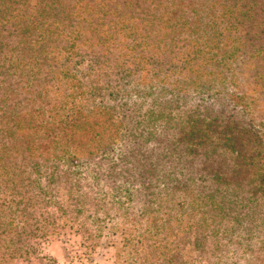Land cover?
<instances>
[{
	"label": "rangeland",
	"instance_id": "rangeland-1",
	"mask_svg": "<svg viewBox=\"0 0 264 264\" xmlns=\"http://www.w3.org/2000/svg\"><path fill=\"white\" fill-rule=\"evenodd\" d=\"M133 1L120 43L75 18L52 64L0 28V264H264V0ZM223 82L240 148L255 125L192 92Z\"/></svg>",
	"mask_w": 264,
	"mask_h": 264
},
{
	"label": "trees",
	"instance_id": "trees-1",
	"mask_svg": "<svg viewBox=\"0 0 264 264\" xmlns=\"http://www.w3.org/2000/svg\"><path fill=\"white\" fill-rule=\"evenodd\" d=\"M155 5L160 6L164 0H155ZM173 3H178L180 0H172ZM133 0H0V28L5 29L3 24H8L14 29V37H17L16 47L19 49V59L34 57V60H38L39 63L42 61L46 64H52L56 58L55 48L60 47L58 54L68 56L73 46L70 44H63L66 39L70 37L81 36L80 32L74 27L72 30L69 29L71 23L69 21L83 20L92 24L93 33L90 38H81L78 46L84 47L85 44H89L92 38H95V42L91 45H108L110 41L117 43L121 42V38H117L119 31L117 29L107 30V26L118 25L122 21H126L129 14L121 12L119 7L130 4ZM212 5L214 3H211ZM165 14H163V17ZM62 43V44H58ZM118 46V45H117ZM88 48V45H87ZM199 48L197 47V50ZM204 49V48H203ZM197 50L190 52L191 57L184 60L185 63H194L197 58ZM203 52L206 50H202ZM200 51H198L199 53ZM66 54V55H65ZM40 57H39V56ZM141 54L140 56H144ZM196 55V56H195ZM199 57L203 55L198 54ZM206 59H208L206 57ZM210 60V59H208ZM204 60H202L203 62ZM206 62V61H205ZM204 62V63H205ZM170 65L171 62L166 61ZM179 65L176 66V68ZM178 70V69H173ZM170 70L166 69V72ZM210 73L212 72L209 71ZM241 71H234L231 75V79L236 75H242ZM236 81V80H235ZM244 81H241L243 83ZM232 84V83H231ZM228 82H223L219 87H213L207 85L202 87H193L192 92L195 96L199 97L200 100L209 98L208 101L213 103L215 101H221L219 107L224 116L220 118L230 119L231 114L228 113V108L236 109L246 120L254 124L248 131L242 130V133L231 134L233 136V143L238 144L239 148L242 143L246 144L251 138L255 142L253 135L258 136L259 129L256 127L255 118L252 114L251 108L248 106L244 98L246 97L244 90H235L234 86H230ZM238 85L240 84L237 83ZM246 84V83H244ZM164 92L166 87H163ZM173 96H183L188 94L183 88H174ZM191 95V94H190ZM194 96L191 95V99ZM206 101V102H208ZM212 104H209V106ZM214 106V105H212ZM215 107V106H214ZM237 118L234 123L241 125V120ZM254 130V131H253ZM237 149V155L235 156L238 161L244 156V153ZM241 153V154H239ZM237 167H242L239 162Z\"/></svg>",
	"mask_w": 264,
	"mask_h": 264
}]
</instances>
